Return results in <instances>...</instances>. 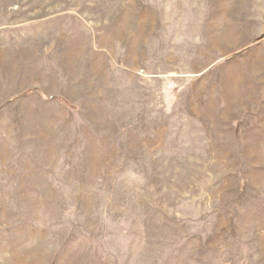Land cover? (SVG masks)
Wrapping results in <instances>:
<instances>
[{
  "label": "rangeland",
  "instance_id": "obj_1",
  "mask_svg": "<svg viewBox=\"0 0 264 264\" xmlns=\"http://www.w3.org/2000/svg\"><path fill=\"white\" fill-rule=\"evenodd\" d=\"M0 264H264V0H0Z\"/></svg>",
  "mask_w": 264,
  "mask_h": 264
}]
</instances>
